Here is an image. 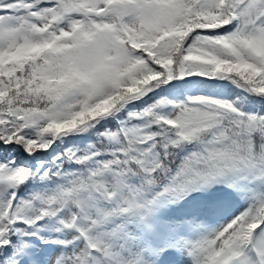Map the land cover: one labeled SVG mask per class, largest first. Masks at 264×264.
<instances>
[{
    "label": "snow or ice",
    "instance_id": "obj_1",
    "mask_svg": "<svg viewBox=\"0 0 264 264\" xmlns=\"http://www.w3.org/2000/svg\"><path fill=\"white\" fill-rule=\"evenodd\" d=\"M0 264H264V0H0Z\"/></svg>",
    "mask_w": 264,
    "mask_h": 264
},
{
    "label": "rangeland",
    "instance_id": "obj_2",
    "mask_svg": "<svg viewBox=\"0 0 264 264\" xmlns=\"http://www.w3.org/2000/svg\"><path fill=\"white\" fill-rule=\"evenodd\" d=\"M195 87V86H194Z\"/></svg>",
    "mask_w": 264,
    "mask_h": 264
}]
</instances>
